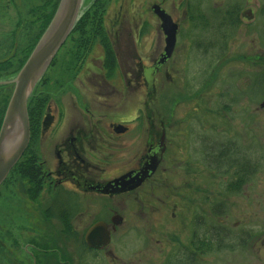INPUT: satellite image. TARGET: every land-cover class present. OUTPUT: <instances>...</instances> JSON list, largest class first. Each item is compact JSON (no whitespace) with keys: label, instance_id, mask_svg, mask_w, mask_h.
Returning <instances> with one entry per match:
<instances>
[{"label":"flooded vegetation","instance_id":"af4514ba","mask_svg":"<svg viewBox=\"0 0 264 264\" xmlns=\"http://www.w3.org/2000/svg\"><path fill=\"white\" fill-rule=\"evenodd\" d=\"M193 3L194 0H83L75 27L29 99L31 134L25 152L30 154L34 180L31 178V183L22 190L18 183L6 185L9 174L0 186V195H7H2L3 202L17 197L21 206L27 202L41 209L38 216L21 214L34 220L32 227L39 228L41 237L31 236L24 247L31 261H22L17 254L18 224L10 220V226L0 225V264H15L16 260L21 264H44L47 252L62 251L66 231L61 219L72 218V232L78 234L74 219L86 214L94 218L83 234L86 245L88 230L99 221L107 224L111 242L114 240L124 219L114 227L112 218H191L190 239L194 237V221L196 215H201L196 209L201 208H191L192 188L156 178L159 170L165 172V165L174 162L171 140L181 133L176 127L182 126L176 119H162L158 113L159 76L164 72L167 78H173L171 71L175 69L173 59L180 36L190 33L183 31L182 21L191 25ZM161 14H167L178 26L173 54L165 62L162 59L167 35ZM245 16L252 14L244 11L242 17ZM13 40L16 55L21 45L16 38ZM228 49L229 45L227 52ZM226 58L227 54L222 62ZM16 69L14 64L6 72L11 75ZM251 78L257 83L256 72ZM244 91L256 100L257 89ZM190 122L182 136L186 141L189 131L193 132ZM162 150L157 169L141 185L130 191L112 192L111 182L129 173L134 176ZM249 160L246 169L253 171L255 161ZM239 189L234 194H239ZM183 195L186 204L179 201ZM108 202L112 205L110 209ZM101 204L107 210L103 211ZM12 214L10 210L5 217L14 218ZM208 218H202L201 222L206 243ZM49 224L50 231L44 229ZM32 227H27V231L36 233ZM49 242L51 250L45 244Z\"/></svg>","mask_w":264,"mask_h":264},{"label":"rangeland","instance_id":"374dc122","mask_svg":"<svg viewBox=\"0 0 264 264\" xmlns=\"http://www.w3.org/2000/svg\"><path fill=\"white\" fill-rule=\"evenodd\" d=\"M44 1L0 0V61L12 59L16 64L27 39L35 38L39 33L40 9ZM236 1L203 0V6L210 16L214 8H224ZM244 11L253 17L241 16L240 28L234 32V36L231 35L227 58L218 65L212 76L211 60L201 59L210 50L207 51L204 44L199 45L203 43L199 39L204 33L201 28L205 24L199 23L200 29H193L186 20L182 21V28L190 33L189 36H180V45L173 59V78H167L164 72L159 76L158 113L162 119H176L177 124L182 126L176 127L177 131L181 129V133H176L178 137L174 136L171 140L172 158L175 157V160L165 165V172L159 170L156 178L162 182L165 179V183L187 184L188 188H192L191 208H201V211L196 209V213H201L196 218L198 232L200 236L203 233L199 229L202 218L209 217L208 240H212L213 246L206 248L204 245L202 254L183 252L186 246L191 247V218H175L176 221L174 218H123L124 222L119 224L121 226L114 234V240L105 249H83L80 240H83L85 228L94 219L86 214L81 215L83 218L74 219L77 236L69 233L63 236L62 251L57 257L53 256L54 259L59 258L50 264H264V108H261L264 83H255V79L251 78L253 72L258 77L264 73V0H244L242 13ZM214 24L217 25L216 18L210 22V25ZM214 32L209 31V36ZM15 38L21 45L16 55ZM206 57L211 58V53ZM202 78L208 80L204 85ZM14 80L10 73L4 72L0 84L6 88H2L0 93L7 91L11 95ZM245 88L248 91L257 89L256 100L251 99ZM188 120L193 124V132L190 130L187 137L190 143L182 139L188 130L185 127ZM231 142L240 146L241 156L255 161L253 167L257 171L252 182L244 186L239 194L227 190L233 170L218 176L207 165H216L217 162L205 156L204 152L208 150L202 148L204 144L213 145L211 152H208L216 155L223 143ZM2 195L0 225L10 226V220L18 224L17 238L21 243L17 254L20 260L29 261L30 256L24 247L32 235L41 237V231L32 227L34 220L21 214L38 216L41 209L27 202L21 206L17 197L7 198L8 201L3 202L7 195ZM185 199V195L179 198L181 204H186ZM107 204L108 209L112 208L110 202ZM101 205L103 211L107 210L104 204ZM10 210H13L15 220L6 218ZM187 215L190 213L187 212ZM109 219L106 218L107 221ZM27 227H32L36 233L31 234ZM194 227L197 228V225ZM44 229L50 231L51 224ZM20 260L15 264H21ZM51 260H45L44 264H49L47 262Z\"/></svg>","mask_w":264,"mask_h":264},{"label":"water","instance_id":"95a60500","mask_svg":"<svg viewBox=\"0 0 264 264\" xmlns=\"http://www.w3.org/2000/svg\"><path fill=\"white\" fill-rule=\"evenodd\" d=\"M83 0H61L57 11L45 33L32 51L27 62L16 76L15 89L9 101L0 130V186L22 157L30 141L29 98L43 74L56 56L58 50L72 31L80 14ZM167 35V46L162 62L173 54L177 41V28L167 14H161ZM264 107V102L262 103ZM164 150L154 157L134 176L126 174L110 183L112 192L119 193L137 188L158 167ZM158 157V159H157ZM114 227L123 218H112ZM91 248L100 249L111 241L110 231L105 222L93 225L85 236Z\"/></svg>","mask_w":264,"mask_h":264},{"label":"trees","instance_id":"16d2710c","mask_svg":"<svg viewBox=\"0 0 264 264\" xmlns=\"http://www.w3.org/2000/svg\"><path fill=\"white\" fill-rule=\"evenodd\" d=\"M60 0H45L43 3V9H40V24H39V33L36 35L35 38L32 39H27L28 44L24 45L23 48L24 50L20 52L21 56L17 58L16 60V71H14L11 74V77H15L16 74L19 72V70L22 68V66L25 64L26 60L30 56L32 50L34 49L35 45L39 41L40 37L48 27L49 23L51 22L57 7L59 5ZM244 0L241 1H236L230 5L225 6L224 8H214L212 10V13L210 16L205 12V6H203V0H194L193 6L194 12L190 14V21H191V27L193 29H200L199 23H202L204 26L201 28L203 29L204 33L200 35V39L202 40L203 43L200 42L199 45L204 44V47L207 48V51L210 50L209 53L204 54L205 57H201L202 60L207 59L211 60V76L213 75L215 69L218 67L219 64H221L223 58L227 54V47L229 45V41L232 39L231 35H235L237 29L240 28L241 26V16H242V6H243ZM207 10V9H206ZM241 11V12H240ZM215 15V16H214ZM217 19V25H210V22L213 19ZM209 27V29H208ZM214 30L215 32L209 36V31ZM235 32V33H234ZM198 42V41H197ZM206 51V52H207ZM211 53V58L206 57ZM216 54V55H215ZM12 60V59H11ZM6 60L0 63L1 65V71L2 74L6 71H10L11 67L14 65V60L11 61ZM205 61V62H206ZM210 76V77H211ZM208 80H205L204 78L201 79V83L206 84ZM258 82H263L264 83V73L261 74V76H257V83ZM6 88V86L1 85L0 89ZM11 95L7 91H2L0 94V103H1V115H0V127L3 122V117L9 102ZM204 141V140H203ZM223 146H220L218 151L216 152V155L210 154L209 152H204L206 154L205 156L212 157L213 162H217L216 165L211 163L207 164L209 168H211L216 174L223 175V174H228L230 170H233L232 172V177H231V182L229 183V187H227V190L230 191L231 193H236L243 188L244 184L250 182L253 180L256 174V168L253 167V171H250L248 168L249 166V158L248 157H243L240 154V146L236 145L237 143L231 142V143H223ZM213 145H206L202 146V148L206 151H210ZM240 152H238V151ZM237 151V153H236ZM211 152V151H210ZM243 152V151H242ZM216 156V157H213ZM30 154L28 152L24 153V156L21 158V160L15 165V167L12 169L10 176L6 180V185L12 184V183H18L22 190L26 189V185L28 183H31V178L33 179V175H35V172L32 174L31 172V162L29 161ZM216 158V159H214ZM248 158V159H247ZM222 165L226 166L225 168L221 167ZM241 167V170L238 168ZM34 180V179H33ZM53 211V210H52ZM68 214V213H67ZM198 215H196V218ZM195 218V223L194 225H197V228H195V235L192 239H190L191 242V247L186 246L183 250L184 253H188L191 251V255H196V254H202L204 253L202 247L206 244V239H202V235L200 236L198 226L199 223L198 221L196 222ZM64 227L66 234H74L72 232V226H71V219L70 218H62L61 219ZM198 220V219H197ZM199 229L203 230L202 225L199 227ZM200 230V231H201ZM202 233V232H201ZM76 236V234H74ZM201 237V239H200ZM53 240V239H51ZM20 240H18V247L20 245ZM212 240L208 241V243L205 245L207 248L213 246L212 245ZM50 250L52 249V242L45 243ZM220 245V243H219ZM80 247H83V249L87 250H92L89 246L86 245L84 238L82 240V245ZM50 252V251H49ZM47 252L48 257H46L47 260L54 259L53 256L57 257L59 255V252L57 254V251H51V253ZM52 257V258H51ZM59 258V257H58ZM57 259L51 260L47 263L50 264V262L54 263L56 262ZM193 259V258H192ZM194 261V259H193ZM191 261V262H193ZM17 262V260H16Z\"/></svg>","mask_w":264,"mask_h":264}]
</instances>
